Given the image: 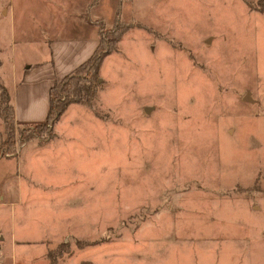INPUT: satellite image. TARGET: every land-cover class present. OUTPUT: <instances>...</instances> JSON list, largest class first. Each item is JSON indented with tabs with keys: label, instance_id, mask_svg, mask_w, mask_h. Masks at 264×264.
Wrapping results in <instances>:
<instances>
[{
	"label": "rangeland",
	"instance_id": "obj_1",
	"mask_svg": "<svg viewBox=\"0 0 264 264\" xmlns=\"http://www.w3.org/2000/svg\"><path fill=\"white\" fill-rule=\"evenodd\" d=\"M8 4L17 58L19 34L83 22L114 46L78 113L29 138L20 131L36 124H14L9 149L0 118V154L48 141L57 121L97 144L92 201L83 194L93 225L62 232L55 264H264V12L247 0H0V35Z\"/></svg>",
	"mask_w": 264,
	"mask_h": 264
},
{
	"label": "crops",
	"instance_id": "obj_2",
	"mask_svg": "<svg viewBox=\"0 0 264 264\" xmlns=\"http://www.w3.org/2000/svg\"><path fill=\"white\" fill-rule=\"evenodd\" d=\"M247 2L254 11L264 12L256 9L252 0ZM8 7L9 36L0 35V56L6 48L4 58H0L1 73L7 76L3 87L17 126L43 123L49 107V87L94 52L99 28L96 22L93 26L83 22L82 29L74 24L66 26L64 35L44 38L19 34L16 39L25 46L21 47V58H17L11 29L14 11L9 4ZM32 43L39 45L27 46ZM101 65L102 61L99 71ZM77 105L69 103L61 119L68 118L71 110L78 113ZM58 123L53 125L54 134L48 141L29 140L20 145L17 153L0 154V264L39 263L40 256H46L48 245L57 239L63 243L62 232L76 228L82 233L85 225H93L83 211L93 212V203H84L83 194H89L92 201L96 181L90 180L92 174L95 177V166L90 162H94L97 144L72 134L77 128L70 123ZM31 246L45 249L33 258L26 250Z\"/></svg>",
	"mask_w": 264,
	"mask_h": 264
},
{
	"label": "trees",
	"instance_id": "obj_3",
	"mask_svg": "<svg viewBox=\"0 0 264 264\" xmlns=\"http://www.w3.org/2000/svg\"><path fill=\"white\" fill-rule=\"evenodd\" d=\"M262 0H256L254 7L258 10L264 11V6H262ZM125 29V28H124ZM124 29L117 33L120 36ZM115 37V38H116ZM114 46L113 44L107 47H103V44H97L94 52L83 62H81L77 67L69 71L60 80H55L53 84L49 87V98H48V111L45 116L46 121H55V119L65 110L68 103H83L90 104L92 97L95 94V86L98 81V70L100 63L103 59L104 54L109 52ZM0 118L3 121L4 128L6 130L5 139L1 142L6 149L12 148L14 143V131L13 125L15 124L13 116V106L9 102V95L6 89L0 85ZM45 127L42 123H37L34 129L27 130L22 128L20 131V138L31 137V133L36 131H42ZM12 146V147H11ZM62 246L64 243H59L55 250H48L46 253V258H48L47 264H55L57 257L62 252ZM67 247V245H65ZM55 254V255H54Z\"/></svg>",
	"mask_w": 264,
	"mask_h": 264
},
{
	"label": "water",
	"instance_id": "obj_4",
	"mask_svg": "<svg viewBox=\"0 0 264 264\" xmlns=\"http://www.w3.org/2000/svg\"><path fill=\"white\" fill-rule=\"evenodd\" d=\"M248 97H249L248 93H245L243 96L244 99H248ZM144 110H145V112H148L149 108L146 107Z\"/></svg>",
	"mask_w": 264,
	"mask_h": 264
},
{
	"label": "built area",
	"instance_id": "obj_5",
	"mask_svg": "<svg viewBox=\"0 0 264 264\" xmlns=\"http://www.w3.org/2000/svg\"><path fill=\"white\" fill-rule=\"evenodd\" d=\"M14 153H16V152H11V153L5 152L6 155H11V154H14ZM1 154L4 155L3 153H1Z\"/></svg>",
	"mask_w": 264,
	"mask_h": 264
}]
</instances>
